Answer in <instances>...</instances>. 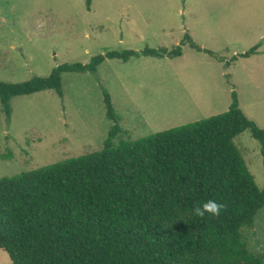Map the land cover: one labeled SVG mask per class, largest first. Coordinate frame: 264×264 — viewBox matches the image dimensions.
I'll return each instance as SVG.
<instances>
[{
    "label": "rangeland",
    "instance_id": "1",
    "mask_svg": "<svg viewBox=\"0 0 264 264\" xmlns=\"http://www.w3.org/2000/svg\"><path fill=\"white\" fill-rule=\"evenodd\" d=\"M177 2L91 0L88 9L86 0H0L1 81L47 76L60 64H85L112 50L181 47L176 56L106 58L95 72H62V96L54 89L14 96L8 117L0 103V177L100 150L113 124L103 90L124 139L225 112L232 91L244 114L264 128V0ZM182 5L191 14L174 13ZM255 44V53L240 56ZM233 142L264 187L260 142L248 129ZM241 233L264 261V207ZM0 264H12L2 249Z\"/></svg>",
    "mask_w": 264,
    "mask_h": 264
},
{
    "label": "trees",
    "instance_id": "2",
    "mask_svg": "<svg viewBox=\"0 0 264 264\" xmlns=\"http://www.w3.org/2000/svg\"><path fill=\"white\" fill-rule=\"evenodd\" d=\"M180 51L112 50L85 64H60L47 76L0 80V103L8 117L14 96L45 89L62 96V72ZM231 97L225 112L131 140L119 136V117L103 90L113 124L100 150L0 177V249L12 264H264L241 233L264 207V187L233 142L248 129L264 165V128L239 108L234 91ZM208 200L225 205L218 218L193 214Z\"/></svg>",
    "mask_w": 264,
    "mask_h": 264
},
{
    "label": "clouds",
    "instance_id": "3",
    "mask_svg": "<svg viewBox=\"0 0 264 264\" xmlns=\"http://www.w3.org/2000/svg\"><path fill=\"white\" fill-rule=\"evenodd\" d=\"M225 205L214 200H208L203 202L201 205L195 206L193 209V214L201 218L205 215L212 217H219Z\"/></svg>",
    "mask_w": 264,
    "mask_h": 264
},
{
    "label": "crops",
    "instance_id": "4",
    "mask_svg": "<svg viewBox=\"0 0 264 264\" xmlns=\"http://www.w3.org/2000/svg\"><path fill=\"white\" fill-rule=\"evenodd\" d=\"M177 1H179V0H167V4L169 3L170 5H173V6H177V4H178V2ZM90 3H91V0H90ZM258 3H262L261 2V0H240V2H239V4H245V5H250V4H258ZM121 6H122V10H123V6L124 5H122L121 4ZM88 9H90V4H89V8ZM176 9L177 8H175V10H174V13H176V14H178V15H184V14H191V11H189L187 8H186V6H184V5H182V7H178V9H177V11H176ZM124 11V10H123ZM127 11V10H126ZM176 11V12H175ZM168 13H171L172 14V11H168ZM205 49V48H204ZM207 50H209V49H207ZM210 51H212V50H210ZM204 53H206L205 51H204ZM214 53V52H213ZM208 54V53H207ZM208 55H210V54H208ZM214 55V54H213ZM211 56V55H210ZM219 61H221V59L219 58L218 59Z\"/></svg>",
    "mask_w": 264,
    "mask_h": 264
}]
</instances>
